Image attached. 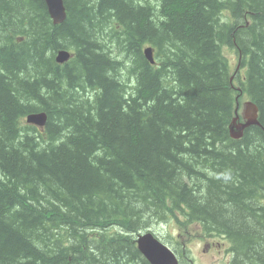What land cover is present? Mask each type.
Segmentation results:
<instances>
[{
	"label": "trees",
	"instance_id": "obj_1",
	"mask_svg": "<svg viewBox=\"0 0 264 264\" xmlns=\"http://www.w3.org/2000/svg\"><path fill=\"white\" fill-rule=\"evenodd\" d=\"M65 6L55 25L44 0H0V264H151L136 239L159 220L264 264V0ZM243 99L261 127L235 140Z\"/></svg>",
	"mask_w": 264,
	"mask_h": 264
},
{
	"label": "water",
	"instance_id": "obj_2",
	"mask_svg": "<svg viewBox=\"0 0 264 264\" xmlns=\"http://www.w3.org/2000/svg\"><path fill=\"white\" fill-rule=\"evenodd\" d=\"M49 15L55 25L62 24L67 18V10L65 7V0H45ZM152 47L145 49L144 53L146 58L154 62ZM72 55L69 51L63 50L60 52L57 62L65 64L69 62ZM246 111L244 114V122L238 124L240 116L238 115L239 107L236 109V117L232 121L233 124L229 128L231 137L234 139H241L246 130L255 125H260L258 108L253 102L246 103ZM47 114L30 115L26 119L28 125H33L39 129H44L47 123ZM261 127V125H260ZM137 245L139 251L151 264H179L178 258L175 253L165 244L159 241L151 232L138 236Z\"/></svg>",
	"mask_w": 264,
	"mask_h": 264
},
{
	"label": "rangeland",
	"instance_id": "obj_3",
	"mask_svg": "<svg viewBox=\"0 0 264 264\" xmlns=\"http://www.w3.org/2000/svg\"><path fill=\"white\" fill-rule=\"evenodd\" d=\"M223 53L231 66L234 67L238 58L236 50L234 48H225L223 49ZM236 68H233L232 72H234ZM89 96H91V94ZM243 120L244 119H242V121ZM260 196L264 200V193ZM258 213L257 218L260 222L259 224L264 227ZM150 231L170 247L174 245L179 249H183L185 251L183 256H185L186 264H224L228 262L227 248L233 245L231 241L219 238L218 236L208 237L198 225L183 227L179 226L176 222L170 225H164V221L159 220ZM245 242L247 243L248 240Z\"/></svg>",
	"mask_w": 264,
	"mask_h": 264
},
{
	"label": "bare ground",
	"instance_id": "obj_4",
	"mask_svg": "<svg viewBox=\"0 0 264 264\" xmlns=\"http://www.w3.org/2000/svg\"><path fill=\"white\" fill-rule=\"evenodd\" d=\"M44 1H45V0H44ZM45 3H46V2H45ZM46 6H47V5H46ZM65 7H66V6H65ZM47 9H48V8H47ZM66 10H67V8H66ZM67 15H68V14H67ZM52 22H53V20H52ZM53 24H54V23H53ZM58 25H60V24H58ZM146 48H148V47H146ZM146 48H145V49H146ZM62 51H63V50H62ZM60 52H61V51H59L58 54H57V56H56V61H57V58H58L59 55H60ZM153 55H154V51H153ZM147 60H148V59H147ZM153 60H154V62H151V61H149V60H148V61H149L151 64H155V57H154V56H153ZM232 82H233V81H232ZM43 113H45V112L32 113V114H29L28 116H30V115H36V114L39 115V114H43ZM28 116H27V118H28ZM47 118H48V116H47ZM47 122H48V119H47ZM259 122H260V121H259ZM239 123H241V120H240V119L238 120V124H239ZM232 124H233V122H232ZM232 124H231V125H232ZM46 125H47V123H46ZM46 125H45V127H46ZM231 125L229 126V128L231 127ZM260 125H261V123H260ZM260 125L258 124V125H255V126H259V127H260ZM230 135H231V134H230ZM233 139H234V138H233ZM235 140H237V139H235ZM150 232H151V231H150Z\"/></svg>",
	"mask_w": 264,
	"mask_h": 264
},
{
	"label": "flooded vegetation",
	"instance_id": "obj_5",
	"mask_svg": "<svg viewBox=\"0 0 264 264\" xmlns=\"http://www.w3.org/2000/svg\"><path fill=\"white\" fill-rule=\"evenodd\" d=\"M245 18H246V17H245ZM241 27H243V26H241ZM220 252H221V251H220ZM235 256H236V252H233V251H232V252L230 253V258L232 259V258H234Z\"/></svg>",
	"mask_w": 264,
	"mask_h": 264
}]
</instances>
